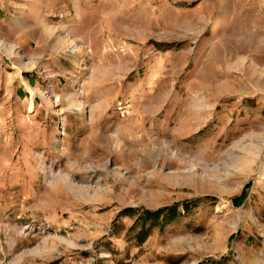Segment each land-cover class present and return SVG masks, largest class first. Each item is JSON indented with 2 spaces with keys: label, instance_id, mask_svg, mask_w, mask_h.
Listing matches in <instances>:
<instances>
[{
  "label": "rangeland",
  "instance_id": "374dc122",
  "mask_svg": "<svg viewBox=\"0 0 264 264\" xmlns=\"http://www.w3.org/2000/svg\"><path fill=\"white\" fill-rule=\"evenodd\" d=\"M0 264H264V0H0Z\"/></svg>",
  "mask_w": 264,
  "mask_h": 264
},
{
  "label": "trees",
  "instance_id": "16d2710c",
  "mask_svg": "<svg viewBox=\"0 0 264 264\" xmlns=\"http://www.w3.org/2000/svg\"><path fill=\"white\" fill-rule=\"evenodd\" d=\"M243 198H244V196L243 197H239V199H241V200ZM236 200H238V199H236ZM167 210L173 211L172 208H165V209H160V210H157V211H154V212H147V215L150 216V217H158L159 215H161L162 213H164Z\"/></svg>",
  "mask_w": 264,
  "mask_h": 264
},
{
  "label": "bare ground",
  "instance_id": "6f19581e",
  "mask_svg": "<svg viewBox=\"0 0 264 264\" xmlns=\"http://www.w3.org/2000/svg\"><path fill=\"white\" fill-rule=\"evenodd\" d=\"M32 109V108H31Z\"/></svg>",
  "mask_w": 264,
  "mask_h": 264
}]
</instances>
